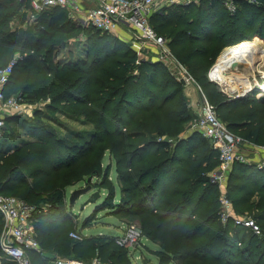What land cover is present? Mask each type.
I'll list each match as a JSON object with an SVG mask.
<instances>
[{"label":"trees","instance_id":"obj_1","mask_svg":"<svg viewBox=\"0 0 264 264\" xmlns=\"http://www.w3.org/2000/svg\"><path fill=\"white\" fill-rule=\"evenodd\" d=\"M30 11L29 0H0V67L17 48L35 52L17 58L2 86L4 95L20 93L24 101L49 96L47 109L73 106L70 115L78 111L92 124L85 131L71 129L72 138H68L45 127L40 121L48 116L45 111L36 109L31 118L16 113L5 117L1 130L8 124L17 129H7L13 139L8 140L7 133L0 135V194L20 189L21 198L40 209L32 216L40 252H28L31 264H56L55 253L67 255L80 246L69 234L78 229L66 205L65 187L85 182L90 174L91 188L106 191L82 220L83 227L100 210L112 215L144 214L149 221L142 227V236L162 249L156 252L159 264H264V167L234 161L226 183L235 212L258 211L252 216L260 227V234H255L231 219L221 222L218 184L212 183L206 170L200 171L219 163L218 150L206 137L192 130L173 147L171 140L151 136L152 132L175 135L192 118L182 92L184 80L162 61L138 57L117 34L75 25L65 9L43 10L28 23ZM149 22L168 39V49L192 79L209 95L219 97L214 107L226 128L244 142L264 146V96L251 94L228 101L227 96L211 91L214 83L206 76L224 47L244 38L264 39V0H235L233 12L222 0L173 4L152 13ZM243 28L254 31L248 34ZM80 32L85 37L83 57L54 63V47ZM138 138L143 142L138 144ZM100 142L103 145L98 146ZM106 151L109 162H114L117 202L112 164L101 167ZM209 223L213 229L206 233ZM106 238L87 237L100 245ZM43 252L53 253L54 258Z\"/></svg>","mask_w":264,"mask_h":264},{"label":"built area","instance_id":"obj_2","mask_svg":"<svg viewBox=\"0 0 264 264\" xmlns=\"http://www.w3.org/2000/svg\"><path fill=\"white\" fill-rule=\"evenodd\" d=\"M29 1L31 11L28 16V23L32 22L43 10L59 7L65 9L67 17L75 25L82 28L94 27L100 31L114 33V30L119 26L128 27L131 30V35L139 41L137 48H143L144 43L159 47L162 52L161 56L172 61V64L181 70V76L183 77L181 78L187 82L193 81L190 74L177 60H171V52L167 47L165 37L156 33L150 25L149 17L164 6L198 4L201 0ZM222 2L229 12L235 10V0H222ZM17 58L18 56L14 57L5 66L0 67V130L5 125L6 116L15 113L21 114L23 111L29 109L20 93L5 96L2 91V86L7 82ZM215 83L218 82L215 81ZM222 91L226 94L227 98L241 93L236 91L229 94L224 90ZM193 130L198 131L206 137L218 150L219 169L211 174L213 181L219 183L223 170L230 169L234 161L242 163L255 162L258 168L264 167V158L256 161L250 158L249 152L244 146H239V143L244 141L226 128L225 124L218 118L214 105L206 99L202 100L200 111L193 121ZM219 203V218L222 223L225 224L231 219L234 225L249 229L255 234H260V227L252 217L245 215L236 216L231 213V205L226 197H223V195L219 196ZM39 210L36 206L30 205L22 199H18L12 195L0 194V213L5 233V240L2 241L1 250L13 264H31L28 252H40V247L32 228V216ZM69 234L74 239L79 240L81 238L78 231L73 230ZM142 237V232L137 226L132 223H126L123 233L114 238V241L119 246L128 249L129 247L136 246ZM55 263L77 264L70 259L60 258L56 259Z\"/></svg>","mask_w":264,"mask_h":264},{"label":"rangeland","instance_id":"obj_3","mask_svg":"<svg viewBox=\"0 0 264 264\" xmlns=\"http://www.w3.org/2000/svg\"><path fill=\"white\" fill-rule=\"evenodd\" d=\"M43 27V26H42ZM46 31H53V29L51 27H46L45 29ZM116 31V30H114ZM254 31V29H250V28H243V32L251 34ZM116 34V33H115ZM70 36V35H69ZM54 40H56L55 37H53ZM85 37L82 35V32H80V34L78 35H72L68 38V40L64 41V43L61 45L57 44L53 51H52V59L54 63H60V62H64L67 60L68 57H73V60H77L79 59V57H83L84 55V47H83V42H84ZM264 41V39H262ZM168 39H166V44H167ZM48 43V42H47ZM153 46V45H152ZM154 50L152 49H148L147 50L141 52V54H138V57L140 58H152L153 60H160L162 61L164 64L169 65V67L171 68L170 71H172L173 73H175L176 75H178V77H182L181 76V70L178 69L177 67H175L172 64V61H170L169 59H166L164 56H161L162 52L160 51L159 47L153 46ZM225 48H223L217 55L215 61L212 63V65L208 68L207 72H206V76H207V80L211 81L214 83V85H210V89L211 91H218L219 93H221L222 95L226 96V94L222 91L224 90L222 88V86L218 83H215L214 80H212L209 76L210 70L212 69V67L214 66L215 62L217 61L218 57L220 56V54L223 52ZM34 50L31 48H17L14 53L12 54L11 58L6 62L9 63L14 57L18 56V59H22L23 57L26 56V54H32L35 53L33 52ZM20 56V57H19ZM171 60L175 59V57L173 56V54H171ZM174 62V61H173ZM259 64L258 67H254V69H243V65L239 64L237 65L238 71L242 74L243 72L246 73V76L248 77V80H246L248 83L246 89H247V93L245 94V96H249L252 94V92L254 91L253 89L256 87L257 83L262 81L261 80V69L264 68V61L258 60L257 61ZM109 66V63L106 65V67ZM259 69V70H258ZM247 70V72H246ZM98 72L94 71V74H96ZM224 73L226 75H230L231 74V69L226 68L224 70ZM243 73V74H244ZM183 78V77H182ZM217 82V81H216ZM193 88H189L192 87ZM190 91H192L190 93ZM225 91V90H224ZM238 90L232 91V93L236 92ZM252 91V92H251ZM183 94L186 97V101H187V105L189 108V111L192 114V118H190V120L188 122H186L185 124L182 125L183 129L176 133L175 135H161L158 136V134L156 132H152L151 136L155 139H169L171 140V145H173V147L175 146L174 144L179 140L182 139L184 137L187 136V134L189 132H191L193 130V121L195 119V117L197 116V113H199L200 111V107H201V103L203 99H206L207 101H209L212 105L216 106V104L219 101V97H217L216 95L214 96L213 93H211L209 95V93H207L204 89H202V87L199 84H195L194 82L190 81L188 86H183ZM181 92V93H182ZM221 96V95H220ZM257 98V97H255ZM26 103V105L29 107L28 110L23 111V113H21L20 115H24V117L27 118H31L33 115L34 110L39 109L42 111H45V113L48 115L45 118L42 117V119H40V121H42V123H45V127L48 128V130L53 131L56 135H63L65 137L68 138H72L71 135V129L72 130H76V131H85L87 129H90L92 127V124L89 123L87 118H83V116H80L79 112H75L73 113V115H70V113L73 112L72 107H66L63 105H60V110H51V109H47L45 107L46 104H48L50 102V97L46 96L45 98H41V99H37V100H33V101H24ZM173 103L170 102V104ZM79 109L81 107H78ZM68 113V114H67ZM84 119V120H82ZM9 126H7V128L3 129L0 131V135H6L7 133V139H13L12 137L10 138L8 136V132L7 129L10 131H14L17 128L12 125V124H8ZM10 134V133H9ZM22 138H27L25 135L21 136ZM137 140V141H136ZM135 141L138 142V144H140L141 142H143V139H136ZM14 141V140H12ZM99 145H103V142L98 143ZM239 146L242 147L244 146V148L249 152V156L251 155V147H263L262 145H252L249 144L248 142H240ZM156 148H151L150 151H153ZM249 149V150H248ZM180 154H183L182 151H180ZM110 159V155L109 153L104 154L103 159L101 161V167L107 165L108 163L112 164L111 169H110V175L112 177V180L114 181L115 184V189H116V193H115V198L114 201L117 202L119 197H120V193L117 187V182L115 179V171L113 168V160L111 162H109ZM207 168V169H206ZM219 169V163L217 166H214L212 168L210 167H202L200 169V171L202 170H206V175H208V178L212 181V183H217L215 181H213L211 179V174L215 171ZM230 173V169H225L222 172L221 175V180L219 181L218 187H219V196L226 197L227 200L230 202L231 205V213L238 216V215H245V216H250L252 217L253 215L257 214L258 211L256 210H250L249 212L247 210H243L242 213H237L235 211L236 210V206L233 205L231 198L228 197L227 194V184L228 183V176ZM84 180H80L76 183H74L73 185L67 186L65 187V201H66V205L67 207H71L72 212H73V218H72V223L73 225H75L74 227L76 229L81 227V222L83 220L84 217H86L87 215H89L92 210L94 209V206L98 203H100L105 195V189H97L95 187H92L91 191H99L100 195L97 197V199L94 202H86V199L88 198L89 192L88 193H84V194H80L75 201L72 204L68 203V198L69 195L71 193V191L73 189H76L78 187H81L84 185ZM18 190L20 189H15L11 192H9L10 195L18 198V199H22L21 196L18 194ZM211 197V196H210ZM25 202H27L30 205H35L32 202H28L26 200H24ZM40 206H42L43 204H39ZM39 206V207H40ZM205 206L203 205L197 212V217L198 214L201 213ZM220 207V203L218 204V208ZM245 207V206H242ZM106 210H100L98 211L99 213H97V218L95 216L94 219H92L91 223L88 225V227L82 229V232L78 231L81 235V238L79 239V244L80 246L76 249H73V252L71 251L70 254H60V253H55V255L61 259H70L72 261H75L77 264H86V262H90L91 264H125L127 262H129L130 264H159V257L156 255L157 250H162L158 243L153 241L150 238L147 237H142L141 240L139 241V243L134 246V247H129L127 249V252H125L123 250V248L118 247V244H114V238L118 237L119 235H121L123 233V229L126 223H132L135 226H137L141 232H142V227H145L148 224L149 221V217L147 215L144 214H138V215H125L124 212L123 214H117V215H112L109 213H105ZM141 220L143 221V225L141 223ZM33 225V223H32ZM72 227V226H71ZM33 228V232L36 234L37 230L34 227V225L32 226ZM73 228V227H72ZM206 229H208L206 231V233L208 231H210L211 229H213V224L209 223L207 224ZM73 231V230H72ZM98 232H102L105 234H96ZM94 233V234H93ZM249 233L245 234V238H243L245 241L247 239ZM91 235L94 236H102L105 235L107 238L106 243L103 245H100L99 243H96L95 241H90L89 239H87V237H90ZM68 236V233H67ZM109 238H112L109 239ZM5 240V233H4V229H3V221L0 225V264H6V262H10L7 257L3 254L2 250H1V244L2 241ZM111 240V241H110ZM63 251H67V250H63ZM62 253H66V252H62ZM53 254V253H52ZM54 255V254H53ZM33 261V260H32ZM176 262L178 263V260H176ZM169 264H173V263H169Z\"/></svg>","mask_w":264,"mask_h":264},{"label":"bare ground","instance_id":"obj_4","mask_svg":"<svg viewBox=\"0 0 264 264\" xmlns=\"http://www.w3.org/2000/svg\"><path fill=\"white\" fill-rule=\"evenodd\" d=\"M258 60L264 61V41L258 36L244 38L224 49L210 70L209 76L229 94L235 90L242 92L246 90L248 77L246 73L241 74L238 71L237 65L242 64L243 69L247 68L252 71L254 67H258L259 64L256 65ZM226 68L231 69L230 75L224 73ZM261 80L252 92L257 98L264 96V68L261 69Z\"/></svg>","mask_w":264,"mask_h":264},{"label":"crops","instance_id":"obj_5","mask_svg":"<svg viewBox=\"0 0 264 264\" xmlns=\"http://www.w3.org/2000/svg\"><path fill=\"white\" fill-rule=\"evenodd\" d=\"M114 33H116L117 35H118V37L121 39V40H123V41H126V42H128L130 45H131V47H133L134 49H135V51L139 54H141V52H143V51H145V50H147V52H148V49H152V50H154V45L152 46V44H148V43H144L143 45H144V47L143 48H137V46L139 45L138 44V42L139 41H137L132 35H131V30L128 28V27H125V26H119V27H117L116 28V31H114ZM192 82H194L195 84H196V82L193 80ZM188 84H189V81L187 82V81H184V85L185 86H188ZM189 88H193V86L192 87H189ZM192 91H190V93H191ZM251 155H250V158L252 159V160H254V161H256V160H258V159H261V158H264V148L263 147H251ZM114 168V167H113ZM110 177H111V175H110ZM112 178V177H111ZM96 206V205H95ZM94 206V207H95ZM68 209H71V207H67ZM72 210V209H71ZM107 211V210H106ZM105 211V213H107ZM99 213V212H98ZM88 216V215H87ZM96 217H97V215H96ZM84 219V218H83ZM86 227H88V226H86ZM86 227H83L82 225H81V227L80 228H78V231H80V232H82V229H84V228H86ZM83 233V232H82ZM94 234V233H93ZM96 234H105V233H102V232H98V233H96ZM55 258L56 259H59V257H57V256H55ZM55 259V260H56ZM61 259V258H60ZM55 262V261H54Z\"/></svg>","mask_w":264,"mask_h":264},{"label":"water","instance_id":"obj_6","mask_svg":"<svg viewBox=\"0 0 264 264\" xmlns=\"http://www.w3.org/2000/svg\"><path fill=\"white\" fill-rule=\"evenodd\" d=\"M248 91H244V92H241L239 94H234L232 95L231 97L227 98L228 101H233V100H236V99H242L245 97V94L247 93ZM93 178V175L90 174L88 175V177L86 178L85 180V183L83 186L81 187H78L76 189H73L69 195V198H68V203L69 204H72L75 199L80 195V194H84V193H88L89 192V195H88V198L86 199L85 203L87 202H94L97 197L100 195V192L99 191H91V184H90V181L91 179ZM45 257L47 258H50V259H53L54 258V255L52 253H48V252H43L42 253Z\"/></svg>","mask_w":264,"mask_h":264}]
</instances>
